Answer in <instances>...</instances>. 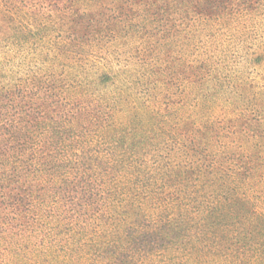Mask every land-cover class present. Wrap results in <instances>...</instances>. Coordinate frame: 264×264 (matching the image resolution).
<instances>
[{
    "label": "trees",
    "instance_id": "trees-1",
    "mask_svg": "<svg viewBox=\"0 0 264 264\" xmlns=\"http://www.w3.org/2000/svg\"><path fill=\"white\" fill-rule=\"evenodd\" d=\"M263 2L0 0L51 58L0 85V264H264V111L212 41Z\"/></svg>",
    "mask_w": 264,
    "mask_h": 264
},
{
    "label": "rangeland",
    "instance_id": "rangeland-1",
    "mask_svg": "<svg viewBox=\"0 0 264 264\" xmlns=\"http://www.w3.org/2000/svg\"><path fill=\"white\" fill-rule=\"evenodd\" d=\"M254 5V4H253ZM252 11L242 13L239 16L234 17L229 26H226L224 29L220 30V34L213 37L212 41L215 44V48L224 58V67L219 71L221 73L226 74L228 78V84L226 88H236L238 87L243 91L241 94L244 95V100H238L236 104L233 106L232 103L222 101L224 104V109L226 111H231L235 109L237 105H242L241 103H246L247 101H252L257 103L261 107V111H264V2L263 4L254 5ZM4 15L0 10V29L4 28V31L7 29V35L0 33V85L4 84L6 81L4 78H8L11 70H15L16 68L23 70L12 78L24 77L26 72H37L38 69L42 68L43 65L47 66L51 60L50 55L47 53L46 47L42 49V47L32 46L31 43L22 44V37L19 35L20 31H15L20 22L31 24L32 20H29L25 17V12L22 11L20 15L21 21H19L16 17V20L12 23L4 20ZM34 24V23H33ZM50 35V34H49ZM52 37H59L68 35L65 33L54 32L51 33ZM106 50L103 52V55H106L105 58L110 60L108 62L109 65L119 66L118 62H114V56L112 57V52L114 51H125L122 48L118 49L117 47L106 46ZM29 49L31 51H29ZM98 51V50H96ZM143 60L148 61L152 67L158 68L162 62L160 59L156 58L154 55L149 56L146 54V58L141 55ZM50 58V59H49ZM113 58V59H112ZM128 60H135L134 54L130 53L127 55ZM130 58V59H129ZM94 59V58H93ZM98 59H96L97 61ZM95 61V62H96ZM129 61V62H131ZM66 72L70 76L73 73L68 72L69 66L75 65L76 69L79 71V63L77 60H68ZM169 63V61H166ZM50 63V62H49ZM135 63V62H134ZM42 65V66H41ZM122 65V64H121ZM136 66V64H133ZM121 67V66H120ZM125 70L126 68H133L130 64L123 65ZM74 81H79L80 76L73 78ZM82 81V80H81ZM131 83V81H130ZM129 84V83H128ZM127 84V87H128ZM133 87H130V90L127 91V94L122 96L121 99L131 102L132 100L143 99L147 105L148 103H159L165 92H157L153 90L151 94H146V90L144 87V80L139 82H134ZM112 87H107L109 89ZM98 89V88H95ZM99 91H103V89H98ZM107 91V90H106ZM173 93L169 92V97L171 98ZM255 98V99H254ZM178 102V96H174L171 98ZM253 99V100H251ZM171 100V101H172ZM239 101H242L241 103ZM143 101H138V103H142ZM144 102V104H146ZM235 103V101H234ZM177 110L181 111L185 117L188 115L192 122L195 120V116L192 114L189 109L187 103H175ZM219 109L221 107L218 104ZM229 105L231 107H229ZM128 109H132L131 104L127 106ZM185 107V108H183ZM126 108V109H127ZM124 117H127L124 114ZM7 260L0 257V263H4Z\"/></svg>",
    "mask_w": 264,
    "mask_h": 264
}]
</instances>
